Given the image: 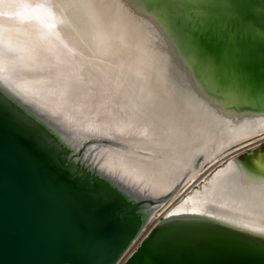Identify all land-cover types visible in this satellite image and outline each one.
<instances>
[{"label": "bare ground", "instance_id": "6f19581e", "mask_svg": "<svg viewBox=\"0 0 264 264\" xmlns=\"http://www.w3.org/2000/svg\"><path fill=\"white\" fill-rule=\"evenodd\" d=\"M130 10L121 0H0V83L65 144L94 139L83 160L149 200L143 230L205 164L227 158L232 142L264 135V117L180 84L152 26ZM178 207L221 211L264 231V176L231 162Z\"/></svg>", "mask_w": 264, "mask_h": 264}, {"label": "water", "instance_id": "95a60500", "mask_svg": "<svg viewBox=\"0 0 264 264\" xmlns=\"http://www.w3.org/2000/svg\"><path fill=\"white\" fill-rule=\"evenodd\" d=\"M121 1L132 19L152 26L168 67L185 79L179 83L211 102L229 103L234 96L230 88H209L199 80L202 59L221 57L229 64L232 58L245 60L250 49L264 68V0H168L163 8L159 0ZM241 74L247 79V72ZM237 101L264 117L263 103L254 105L245 94ZM21 111L47 129L59 154L37 147L16 118ZM258 136L232 142L229 156L217 165L235 162L264 176V135ZM93 141L77 148L65 144L46 118L0 83V264L119 263L141 231L138 216L149 200L83 160ZM123 264H264V231L221 211L177 204Z\"/></svg>", "mask_w": 264, "mask_h": 264}, {"label": "rangeland", "instance_id": "374dc122", "mask_svg": "<svg viewBox=\"0 0 264 264\" xmlns=\"http://www.w3.org/2000/svg\"><path fill=\"white\" fill-rule=\"evenodd\" d=\"M219 49H220V47L217 46V50H219ZM218 52H220V51H218ZM215 59H216V62L212 59H211V62L208 61L207 59L206 60L202 59V75L199 77V80L203 84L206 83V84H208L209 88H217L218 90L229 89V88L232 89L231 91L233 92L232 94L234 96V100L231 98V102L232 103L235 102L236 105L239 102V101H237V99L240 98L241 95H244L245 93H246L245 94L246 99H248L252 104H254V105H262V103L264 104V98H263L264 91L261 89L262 84L264 86V78H263L264 77V68H262L263 69L262 71L258 68V64H259L258 63V56H256V54L254 55L252 53V50H250V49L248 50V55H247L245 60H244V58H241V59L232 58L231 62L228 64V66H227L225 61L221 60V57L220 58L216 57ZM223 63H225L226 65ZM263 66H264V64H263ZM242 69H245L246 71H242ZM245 72H247V74H248V76L246 77L247 79L242 80L243 76L241 73L244 74ZM226 76H229V77L227 78ZM229 78H230V80H229ZM254 79H256V80H254ZM231 81H233V82H231ZM238 82H239V84H238ZM227 85H228V87H227ZM225 87H227V88H225ZM236 90H237V92H236ZM240 91L242 92V94H238V92L240 93ZM259 136H261V135H259ZM262 142L264 143V140ZM224 155L225 154H222L217 159H215L214 161L205 164V166L202 168V170L198 174V176L191 183H189L184 189H182V191L175 198H173L163 208V210L156 215L155 218H153L151 221L148 222V224L144 227V229L141 230V232H140L141 234L139 233L137 238L134 239V241L131 243V245L129 246L126 253L124 254V256L122 257V259L119 261L118 264H123L125 262V260L133 253V251H135L137 249V247L141 243L142 239L149 232V230L159 220H161L163 218V215L167 211H170L172 209V207H174L176 204H178L180 202V200L182 199V197L186 193H188L193 187H194V189L201 188L202 184H205L207 182V180L212 176L213 173H210L211 170L215 169L216 167L224 166V164H221V165L215 164L216 166L213 165V163L216 161H219V163H220L221 158Z\"/></svg>", "mask_w": 264, "mask_h": 264}, {"label": "snow or ice", "instance_id": "6c2138e0", "mask_svg": "<svg viewBox=\"0 0 264 264\" xmlns=\"http://www.w3.org/2000/svg\"><path fill=\"white\" fill-rule=\"evenodd\" d=\"M159 3L162 8L168 6V0H159ZM16 118L24 127L30 130L33 141L41 151L51 154L60 153V146L51 138L50 133L43 125L33 120L23 111L17 113Z\"/></svg>", "mask_w": 264, "mask_h": 264}, {"label": "flooded vegetation", "instance_id": "af4514ba", "mask_svg": "<svg viewBox=\"0 0 264 264\" xmlns=\"http://www.w3.org/2000/svg\"><path fill=\"white\" fill-rule=\"evenodd\" d=\"M264 148V147H263Z\"/></svg>", "mask_w": 264, "mask_h": 264}]
</instances>
